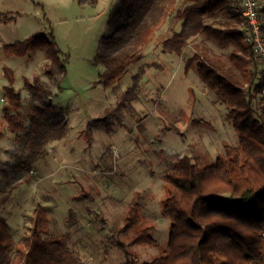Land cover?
Returning a JSON list of instances; mask_svg holds the SVG:
<instances>
[{"label":"rangeland","instance_id":"obj_1","mask_svg":"<svg viewBox=\"0 0 264 264\" xmlns=\"http://www.w3.org/2000/svg\"><path fill=\"white\" fill-rule=\"evenodd\" d=\"M136 1L143 0H0V18L13 17L0 22V186L10 194L0 205V216L19 245L29 235L35 206L41 204L46 212L42 235H65L70 249L87 264H126L131 257L149 262L167 252L170 220L160 207L171 161L188 153L199 165L213 164L226 145L238 146L226 104L203 83L195 66L187 71L184 67L187 58L199 54L242 79L243 69L229 61L232 48L220 49L199 33L179 55L162 51L163 40L181 27L176 14L189 4L186 0H170L166 14L146 33L142 58L119 80L109 87L96 83L104 67L95 58L111 51L108 38L119 23L127 22V9ZM226 11L206 16L205 23L217 26L226 20ZM232 23L240 28L242 20ZM35 32H52L67 59L60 87L57 79L44 75L43 51L18 57L2 50L3 44ZM254 65L247 70L254 71ZM3 66L13 69V87L20 90L25 106L28 93L22 78L39 75L52 91L53 105L66 112V135L48 142L29 172L15 169L26 153L1 117L7 85ZM137 72L131 100L116 116L98 123L106 110L115 108ZM193 119L209 125H195ZM136 194L142 199L137 228L152 226L155 245L129 247V237L119 232ZM261 255L264 264V243Z\"/></svg>","mask_w":264,"mask_h":264},{"label":"trees","instance_id":"obj_2","mask_svg":"<svg viewBox=\"0 0 264 264\" xmlns=\"http://www.w3.org/2000/svg\"><path fill=\"white\" fill-rule=\"evenodd\" d=\"M186 1L189 4L176 14L182 21L181 27L163 40L162 51L179 55L189 38L199 33L220 49L232 48L229 61L243 69L244 79H239L233 69L199 54L187 58L184 67L187 71L195 66L203 83L226 104V116L237 134L238 146L226 145L213 164L199 165L188 153L171 161L164 175L168 190L160 207L162 215L170 220L167 252L143 263L131 257L126 264H260L264 243V103L259 93L264 86V70L259 75L247 70L251 62L255 64L254 55L241 29L232 23L239 15L229 0ZM170 5V0H143L128 7L127 22L119 23L108 38L111 51L95 58V63L104 67L96 83L112 86L142 58L146 33L156 26ZM225 10L227 18L217 26L205 23L206 16ZM10 20L13 17L0 18L4 23ZM261 29L264 36V7ZM2 50L18 57L43 51L44 75L57 79L60 87L67 59L63 58L52 32L48 35L35 32L21 41L3 44ZM2 75L7 82L1 106L4 127L16 135L21 151L26 153L15 169L29 172L45 154L46 144L66 135V112L53 105L52 91L39 75L22 78L23 89L28 93L26 106L20 90L13 87V69L3 66ZM138 76L137 72L115 108L106 110L98 123L116 116L115 112L131 100ZM256 100H259L257 107ZM192 122L209 125L203 119ZM4 192L0 186V205L10 195ZM141 208V196L136 194L119 229L120 234L129 237V247L156 244L152 226L137 228ZM45 221V208L37 204L32 212L29 235L19 245L14 242L6 219L0 216V264H87L70 249L65 235H42Z\"/></svg>","mask_w":264,"mask_h":264},{"label":"built area","instance_id":"obj_3","mask_svg":"<svg viewBox=\"0 0 264 264\" xmlns=\"http://www.w3.org/2000/svg\"><path fill=\"white\" fill-rule=\"evenodd\" d=\"M229 4L242 20L240 29L245 41L252 48L254 72L259 75L264 70V36L261 29L264 0H229ZM256 67H259V70ZM260 95L264 98V86Z\"/></svg>","mask_w":264,"mask_h":264}]
</instances>
